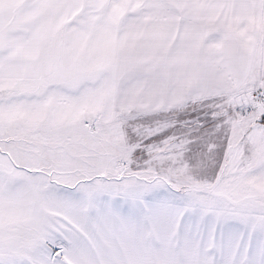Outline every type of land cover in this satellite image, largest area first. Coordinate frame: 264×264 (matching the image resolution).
Masks as SVG:
<instances>
[{
  "label": "snow or ice",
  "instance_id": "6c2138e0",
  "mask_svg": "<svg viewBox=\"0 0 264 264\" xmlns=\"http://www.w3.org/2000/svg\"><path fill=\"white\" fill-rule=\"evenodd\" d=\"M0 264H264V0H0Z\"/></svg>",
  "mask_w": 264,
  "mask_h": 264
}]
</instances>
